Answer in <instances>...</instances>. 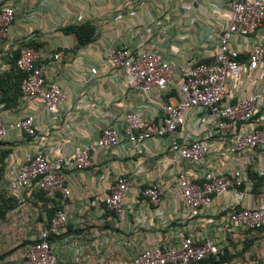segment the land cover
I'll list each match as a JSON object with an SVG mask.
<instances>
[{"label": "crops", "instance_id": "1", "mask_svg": "<svg viewBox=\"0 0 264 264\" xmlns=\"http://www.w3.org/2000/svg\"><path fill=\"white\" fill-rule=\"evenodd\" d=\"M4 4L17 6V13L6 39L0 42V64L15 44L29 43L46 65L47 78L61 87L66 98L57 107V119H53L39 99L14 96L12 79L0 91V117L10 122L33 113L37 131L35 137L13 131L0 141L3 182L36 152L43 151L51 159L72 155L86 138L96 139L103 127L119 124L128 112H141L146 118L157 120L160 103L178 101L183 75L176 73L166 90H151L150 97L160 94L161 98L149 102L141 90L108 67L109 50H149L176 66L190 57L212 62L217 52L216 36L227 26L230 11L229 0H0V5ZM82 23L93 25L95 33L90 43L80 46L77 36L63 29ZM59 51L63 56L56 60L53 55ZM241 57L246 59V54ZM92 67L98 70L96 74H91ZM253 89L251 80L246 79L239 90L228 86L227 96L235 99L239 93L245 96ZM210 127L207 112H188L179 137L187 142L193 137L207 136ZM225 137H211L210 152L197 164L182 159L173 163L163 140L145 142L143 156L132 147L98 148L88 168L65 176L71 192L67 201L71 212L65 231L52 238L54 252L65 264H119L156 243L178 245L184 236L198 241L215 239L220 235L218 225L225 208L235 202L234 193L215 197L199 215L189 217L177 186L181 169L199 179L206 170L222 172L242 166L252 182L243 205H255L264 193V187L256 188L257 179L252 177L256 173L248 156L227 148ZM120 175L131 181L122 218L104 207L109 187ZM153 182L162 190V201L157 205L143 201L141 194ZM17 199L16 209L22 212L18 217H24L25 210L33 213L30 225L37 233L31 238H36L46 226L44 208L63 206L59 194L36 197L24 193ZM253 234L261 239L252 242V235H235L231 243L240 250L220 264H256L263 259L264 229ZM251 243L256 248L254 259L247 247ZM14 259L4 256L0 264H11Z\"/></svg>", "mask_w": 264, "mask_h": 264}, {"label": "built area", "instance_id": "2", "mask_svg": "<svg viewBox=\"0 0 264 264\" xmlns=\"http://www.w3.org/2000/svg\"><path fill=\"white\" fill-rule=\"evenodd\" d=\"M227 26L216 36L217 52L212 62L188 58L181 65L164 60L149 51H133L127 47H114L107 54L106 64L122 76L127 83L141 90L145 99L154 102L161 98L149 92L166 90L176 73L183 75L179 86V99L175 103H160L161 114L157 120L146 118L141 112H128L117 125L103 127L96 139H87L69 156L58 155L51 159L43 151L36 152L16 173L0 186L1 196L22 198L24 193L44 191L50 196L60 195L62 208L56 209L46 226L40 230L24 253L23 264H65L53 250L52 237L62 234L68 224L71 204L67 201L71 192L65 176L71 171H83L91 165L98 148L132 147L139 156L145 153L144 143L163 140L173 163L185 160L197 164L210 152V138L225 137L227 148L237 154H246L251 169L264 185V0H229ZM17 6L0 5V42L4 41L16 17ZM237 43V44H234ZM18 53L15 56V53ZM245 53L246 59L241 55ZM63 52L53 55L61 59ZM15 68L25 74L21 83L24 99H39L44 111L57 119V107L66 93L46 76V65L40 62L35 49L21 43L15 44L6 60L0 64V72ZM96 74L95 67L90 69ZM246 79L254 85L245 96L241 93L227 96V87L240 89ZM207 112L211 119L208 135L193 137L183 142L179 129L186 125V113ZM21 131L29 136L37 134L35 115L29 113L10 122L0 117V141L11 132ZM180 198L187 215H199L215 197L233 192L235 202L227 205L225 215L218 225L220 235L196 240L184 236L178 245L156 243L119 264H211L208 260L220 259L225 251L234 255L232 240L235 235H252L264 229V193L253 206H244L243 201L252 190L245 168L233 167L228 171L206 170L197 179L185 169L177 175ZM131 188L126 176H117L109 187L104 207L124 217V198ZM143 201L159 204L162 190L156 182L142 191ZM16 215L22 214L14 209ZM264 264V258L256 262Z\"/></svg>", "mask_w": 264, "mask_h": 264}, {"label": "trees", "instance_id": "3", "mask_svg": "<svg viewBox=\"0 0 264 264\" xmlns=\"http://www.w3.org/2000/svg\"><path fill=\"white\" fill-rule=\"evenodd\" d=\"M63 31L65 33H73L77 36L78 39V43L80 46L86 45L88 43H90L93 38H94V33H95V28L93 25H91L90 23H82V24H78V25H70L66 28L63 29ZM22 45H29V43H24ZM18 53H15V56H17ZM25 77V74L19 70H16L15 68H11L8 71H5L3 74L0 75V91L8 86V82L9 80L12 79V86L14 88L13 92H14V96L20 95L21 94V83L23 81ZM2 156L0 157V161L2 160ZM252 177L254 179H257L256 181V188H260V187H264L263 185V179L259 178L257 175H252ZM3 183L2 179H0V186ZM260 190V189H258ZM36 197H40V195H45L46 193L44 191H37L33 193ZM19 205V201L17 198L15 197H6V196H1L0 198V215L4 216L9 210L15 208L16 206ZM62 208V206L60 207ZM59 209L56 207H45L44 208V212L46 214L47 217V221H49L55 210ZM53 238V237H52ZM249 245V244H248ZM247 245V247H248ZM8 253L3 254L0 256V258L6 256ZM233 256L231 254H229L227 251L224 252L223 255H220V259L216 260L215 257H211L208 261L211 264H220L224 261H227L229 259H232Z\"/></svg>", "mask_w": 264, "mask_h": 264}, {"label": "rangeland", "instance_id": "4", "mask_svg": "<svg viewBox=\"0 0 264 264\" xmlns=\"http://www.w3.org/2000/svg\"><path fill=\"white\" fill-rule=\"evenodd\" d=\"M24 208L25 206H21ZM9 210L4 216L0 215V256L8 253L6 256L15 257L11 262L17 264H23L25 261L24 253L27 247L34 241L35 238H31L32 235L37 233V230L32 229L30 225L31 213L25 210L26 215L24 217H18L14 213V209ZM255 240L261 239L260 236L252 234ZM251 250V259H254L256 249L254 244L248 245Z\"/></svg>", "mask_w": 264, "mask_h": 264}]
</instances>
